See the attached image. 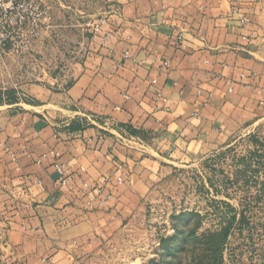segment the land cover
<instances>
[{"label": "crops", "instance_id": "0c3cea01", "mask_svg": "<svg viewBox=\"0 0 264 264\" xmlns=\"http://www.w3.org/2000/svg\"><path fill=\"white\" fill-rule=\"evenodd\" d=\"M100 1L70 86L0 102L2 264L56 263L118 228L167 157L264 118V0Z\"/></svg>", "mask_w": 264, "mask_h": 264}, {"label": "rangeland", "instance_id": "374dc122", "mask_svg": "<svg viewBox=\"0 0 264 264\" xmlns=\"http://www.w3.org/2000/svg\"><path fill=\"white\" fill-rule=\"evenodd\" d=\"M24 1L37 6L35 22L31 13L11 22L15 9L1 20L0 102L30 84L70 86L107 5ZM167 158L118 228L80 239L54 264H264V118L220 145Z\"/></svg>", "mask_w": 264, "mask_h": 264}, {"label": "built area", "instance_id": "2783aa9c", "mask_svg": "<svg viewBox=\"0 0 264 264\" xmlns=\"http://www.w3.org/2000/svg\"><path fill=\"white\" fill-rule=\"evenodd\" d=\"M13 9H15L16 13L14 14V18H12L11 22H14L16 24L22 25L23 22L26 20L27 13H31L34 15L32 17V22H35L38 18V13L36 12L37 6L32 3L26 2L24 0H7V3H5L4 0H0V27H2L1 20L7 17L8 15H11ZM247 21L248 19L244 16L240 19L241 24H244ZM99 28L100 23L94 24L93 29L95 31H98ZM177 38L178 40L181 39L180 36H177ZM56 170L60 174V182L64 183L65 175L62 166L56 165ZM85 186L87 187V184H85ZM93 190H95L98 194H101L103 188L99 186L94 187Z\"/></svg>", "mask_w": 264, "mask_h": 264}, {"label": "trees", "instance_id": "16d2710c", "mask_svg": "<svg viewBox=\"0 0 264 264\" xmlns=\"http://www.w3.org/2000/svg\"><path fill=\"white\" fill-rule=\"evenodd\" d=\"M132 132H134L133 130H131Z\"/></svg>", "mask_w": 264, "mask_h": 264}]
</instances>
